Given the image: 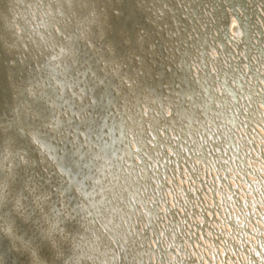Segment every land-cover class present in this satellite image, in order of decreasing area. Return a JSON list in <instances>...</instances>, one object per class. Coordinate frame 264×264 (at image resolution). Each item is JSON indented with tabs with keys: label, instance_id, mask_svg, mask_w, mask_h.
Listing matches in <instances>:
<instances>
[{
	"label": "bare ground",
	"instance_id": "6f19581e",
	"mask_svg": "<svg viewBox=\"0 0 264 264\" xmlns=\"http://www.w3.org/2000/svg\"><path fill=\"white\" fill-rule=\"evenodd\" d=\"M8 1L10 3L8 10L12 17L10 25L16 32L21 29V35L18 36L21 39H11L0 27V49H5L8 53L27 49V61H36L28 40L39 37L41 29L43 30L41 35L45 37L48 34L47 23L49 25L51 23V29L56 30V23L48 22L49 17L50 21L55 17L51 16L52 12L54 14L60 12L56 0H51V5L49 0ZM220 1L132 0L128 18L132 19L134 15L136 19H140L142 26L147 29V35L145 39L138 38L132 52L136 64L135 73L131 76L130 88L124 86L121 81L117 82V76H104L100 78L101 82L96 83L89 72L92 61L84 57L80 58L82 50L79 48L73 52L72 59L77 63V71L74 76L68 78L76 80L80 73H84V78L76 81V84L82 88L80 101L74 100L73 104L76 108L78 104L83 106L80 108L83 110L86 106L80 122H74V125L81 127L83 135L97 134L105 139L109 131L117 133L123 126L125 131L133 133L141 142H145L146 147L155 145L153 137L159 143H170L163 147L164 154L152 150L148 155L143 152L145 147L140 150L144 167L148 168L152 177L140 175L142 165L137 164L133 167L134 176L130 177V181L135 185L134 191L120 190L129 186V182L118 183V175L116 178L114 173V162L108 160V140L102 141L101 148L97 146L93 150L94 157L75 151L79 162L87 164L84 178L83 173L79 172V179H83L82 183L86 191L81 193L78 189L73 188V190L79 196V207L90 206L82 217L89 210L96 208V215L90 217L95 226L93 230L103 233L108 240L113 236L114 243L108 244L103 239L101 248L105 252L104 256L111 261L110 264H131V256L136 264L143 263L142 259H145L147 264H264V251H262L264 250V106L260 100L247 102L244 95L238 96L236 102L228 97L227 106L234 113L239 108L245 114L250 110V106L255 111L258 109L259 112L255 113L254 119L248 118V121H244L241 114V122L232 127L233 145L227 147L224 143L217 144L211 132L217 130L219 135L226 138L227 129L225 131L216 126L220 122L219 117L211 119L210 126L209 120L205 119L210 111L209 105L207 103L203 105L201 100L204 98H192L194 89L187 85L189 81L183 68L180 69L178 64L183 62L187 69L189 62L193 71H201L202 67L198 66L196 58L205 51L206 72L209 71L211 74L219 72L222 60L225 68H232V62L227 60V56L219 49V42L209 38V35L216 36L217 31H223V27L214 28L213 16L206 13L205 20L201 22L206 26V38L212 47L205 48L201 45L203 42L198 41L201 36L198 28L202 30L203 25L197 20L194 22L202 13V3L207 5L208 10L213 5L214 15H219ZM244 2L248 6V12L251 8L255 11L264 10V2L260 0ZM251 2L253 5H250ZM234 9L241 15L239 8L234 6ZM6 10L0 8V11L6 12ZM225 10L228 12L227 6ZM178 14H187L191 20L185 22L184 19H178ZM255 23L259 26V33L252 28L248 35V40L253 45L251 53L245 57L242 47H239L236 50L235 60L239 63L244 81L248 85L254 82H251L249 75H246L248 66L260 75L255 80L257 83L255 91L261 94L264 103V84L261 80L264 78V59L257 54L256 49L264 51V21L256 19ZM119 25L112 39L120 38L119 40L125 45L131 26L128 22ZM170 30L174 32L171 33ZM237 31L233 16L228 14V29L226 38L222 42L226 45L227 52L235 53V41L240 42ZM191 35L195 39H192ZM202 35L205 36V33ZM102 38L106 40L104 35ZM122 44L119 43L120 48ZM198 44L200 47L197 46ZM215 48L219 50L220 56L217 66L214 65L217 57ZM0 53V185L7 189L6 199L0 201V227L10 226L14 233L10 239L0 232V260L3 264H60L59 260L53 259L51 252H44L42 248L50 241L46 234L49 232V226L55 223L49 216L52 205L64 206L66 201L63 198L52 203L51 198L46 196L44 187L35 184L32 187L23 182V180L35 179L40 165L36 163L31 170L21 166L24 161L30 164L28 159H34L36 155L32 149L26 146L20 147L23 139L19 137L21 123L18 122L19 115L16 111L13 113L17 116L15 120H18L14 122L16 124L14 137L8 134L11 123L5 121L2 111L4 106L9 108V102L13 95L18 94V88L11 86L15 82V77L13 71L4 65L1 50ZM53 57L57 62L61 59L55 53ZM46 59L45 57L44 60ZM55 60L49 59L51 65H55ZM114 64L113 62L111 65ZM102 65L107 69L106 63L102 62ZM172 65L174 69H170ZM141 68L151 74L143 82L139 81L137 75V70ZM67 73L70 74L71 69H68ZM213 76L216 77V74ZM229 82L233 84L230 79ZM150 88L159 93L158 97L163 95L164 103L160 104L151 99L148 94ZM219 88L220 85L214 83V90L218 91ZM186 93L188 100L180 101V96ZM137 98H139L137 101L142 103V108L144 102L155 107L154 113L157 109H162L165 115L159 117V124L153 126V121L139 122L134 113V103ZM192 103H197L199 108ZM170 105L179 111L178 115L182 118L181 122H176L174 125L169 123ZM109 106L113 108L112 114L107 113ZM39 110L44 111L43 106ZM148 115V111L145 115L141 113L143 118ZM199 119L204 120L200 123H192L198 122ZM72 125L71 117L65 116L63 129ZM245 125L247 128L244 127ZM24 126L28 124L24 123ZM202 126L206 130H203ZM156 127V133H152L151 129L154 130ZM163 127L168 139H161L164 136L161 133ZM63 137L68 142H76ZM128 141L130 146L135 143L132 135H129ZM232 153H236L238 158H234ZM133 160L136 162V157ZM63 163L69 165L65 160ZM163 163L164 167H162ZM157 167H160L159 178L153 172ZM74 168L76 169L75 165ZM124 170L120 172L123 179L124 174L128 173ZM240 170L243 172L241 173ZM139 178L142 184L135 183ZM38 180L49 181V177ZM159 181H162V184L157 187ZM139 193L143 194V198L138 197ZM114 202L121 205V210L115 213ZM133 202L138 207L143 203L148 209L156 202L158 213L150 214L152 212L147 209L150 212L147 215L149 221L141 212L136 211L131 218ZM100 211H105L109 216L114 214L122 222L119 224L120 227L103 219L98 215ZM77 212L69 210L66 214V219H71L77 224L69 226L73 234L80 232L78 226L82 223L76 217ZM125 229L135 232H128ZM82 234L89 239L83 230ZM142 234L147 237L144 243L149 244L152 249L140 246L137 238ZM138 245L144 249L137 247ZM129 247L134 248L133 252ZM84 249L81 245L78 250L71 252V255H74L73 261L82 259ZM138 249L147 251L149 258L146 259L143 253L137 255ZM59 253L68 257L67 252ZM188 257L191 261L186 260Z\"/></svg>",
	"mask_w": 264,
	"mask_h": 264
},
{
	"label": "water",
	"instance_id": "95a60500",
	"mask_svg": "<svg viewBox=\"0 0 264 264\" xmlns=\"http://www.w3.org/2000/svg\"><path fill=\"white\" fill-rule=\"evenodd\" d=\"M24 1V0H23ZM132 0H68V5H63L60 2V9L61 12L65 15H68L70 18L69 22H64L62 24V27L66 30H68L71 35L72 38L69 42V44H72L73 42L77 41V33L78 32H83V39H91V38H95L97 36L100 35V33L102 34H107L109 31H104L102 30V23H101V19H110L112 20V24H115V20H113V17H116L117 19H121L123 18L129 11H131L130 8V3ZM219 0H217L218 2ZM245 0H221L219 5H218V9H219V15L218 17L215 19V24L212 26L214 28H216V25H219L221 27H223V31L218 32L216 36H212V39H216L219 42V49H221V52L223 54H225V56H227V60L232 62V68L231 69H227L224 66H221V68H219V72L215 73L216 77L213 76V74H211L209 71H205V60L206 55L204 54V58L202 60H198L197 64L199 67H202L201 71L196 70V78L198 79V75L200 73H202V77H206V79L211 83L210 87L208 89L205 90V92H201V89L196 88L195 84V79H193L191 70L189 68V65L187 66V69L184 71L187 79H188V84L189 86H191L194 91L192 93V98L193 99H198V98H204V100L202 99V103L203 105L205 103H207L210 107V111L207 114V117L205 119L209 120L210 126H211V119L217 118L219 117L220 122H218L217 125H220L221 128L227 129V133H226V138H221V135H219V133H217L216 131V135L219 136V141H217V143L223 142L224 144L227 145V147H229L230 145H233V142L231 140V134H232V127L236 126L237 124H239L240 121V116L242 113V111L239 110V108L236 109V112H232L228 106H227V102H228V97H231L233 102L237 101V97L241 96V95H245L246 96V100L248 102H252L255 100H260V103L262 105H264L263 101L261 100V96L259 94H255L253 95L251 92H255V86L257 85V83H255V80L257 78L260 77V75H258L256 70H252L251 66H248L247 71H246V75H249L251 82H253V84L248 85L245 81H244V77L243 74L240 70V66L239 63L236 62L235 59V55L233 53H231L230 51L227 52V48L226 45L223 44V40L224 38H226V32H227V23H228V14L232 15L235 21V24L237 26V33L239 32V40L240 42H236L235 41V45L236 48L235 49H239V47H242V50L244 52V56L247 57L250 53H251V47H253V45L251 44V42H249L248 40V35L249 32H251L252 28L255 29L258 33H259V26L255 23L256 19H259L261 21H264V10H262L261 13L255 11L254 8H251V10L248 12V6L246 5V3L244 2ZM253 1H257V0H253ZM261 2H264V0H260ZM125 4H127V6H125ZM250 5H253V2L250 3ZM9 6L10 3L8 0H0V8H4L7 9L6 12L5 11H0V27H2V29H4L7 33L8 36L11 37V39H15L16 36H20L21 34V30L19 34H15L13 28L10 25V14H9ZM227 6L228 12L225 10V7ZM234 6H236L237 8H239L241 10V15L237 14ZM211 7L213 8V5H211ZM90 11V19L92 22H90L89 24H87V27L85 30H83L82 26L85 24L84 23V15L86 12ZM201 11L204 14H199L197 16V19L194 20V22L197 20L199 22H201L202 20H205V15L206 13H210L212 14V10H208L207 5H201ZM93 14H95V16H93ZM204 18V19H203ZM191 20V18H190ZM135 20V22H133L132 24L134 25V29L137 30L142 26V22ZM201 24L203 25V31L206 34V26L201 22ZM116 25V24H115ZM135 25H139V28H135ZM51 27V25H50ZM106 28V26H105ZM13 31V32H12ZM111 31V30H110ZM43 32V30H39V37H33L32 40H34L35 42H41L42 45L48 49H54L58 46H60L63 43V40L56 36L53 32L49 31V37L52 39V46L45 45V43H48L47 40H45L43 38V36L41 35V33ZM135 33V38H138L136 35V31H133ZM229 32V31H228ZM207 35V34H206ZM259 35V34H258ZM233 36H235L233 34ZM210 38V35H209ZM21 39V38H20ZM132 39H134L132 37ZM257 40V39H256ZM203 42L206 44V46L208 47H212L211 43H209L207 41V39H203ZM205 46V45H204ZM206 48V47H205ZM259 56H261L264 59V51L263 49H258L256 48ZM3 52L2 55V61L4 62V65L6 66V68L11 69L13 71L14 77H15V82H13L11 84V86H16L18 88V94L17 95H13L11 100H10V106L5 107L4 106V110L2 111L4 113V118L5 121L10 122L11 123V127L8 130V134L10 136L14 135L15 130H16V124L14 122L18 121L21 123V133L24 136H34V137H42L45 136V134L43 133V131L41 130V127H44L48 130L47 128V122L50 121L51 124V131L53 133V138L55 140V143L52 147L51 150V158L53 160V162L57 163L61 170L63 171V176L59 177L56 175V179L58 180V182L61 184V186H65L68 187L69 185L73 184L75 182V172L72 170H69L65 167H63L62 165H60L59 161L62 158V154L60 152V143H59V137L57 136V132L59 130V118L56 117L54 114L51 115V117L45 121V122H40L39 121V114H41V112H39V108L43 106V108L45 109L46 107L51 108L54 112L55 109L57 107L58 104V99L59 96L57 95V91L55 88H52V90L50 92L47 91V89L45 87L46 84L44 83V81L41 79V77L45 78L47 76V74L45 73L44 69H38V65L40 64V62H36L35 67L36 70L35 71H31V72H25V61L22 62L21 64V68L20 71H16L14 69V66H9L7 64V56L6 54H8V52L5 49H0ZM35 53H37V57H41L43 55H45V57H47V55L49 54L50 51L48 50H43L41 46H38L34 49ZM69 51V47L67 46H62L60 49V55L62 56L63 54H61V52H67ZM217 57L215 58V62L214 65L217 66V62L219 61V50L215 48ZM10 53V52H9ZM68 53V52H67ZM25 54V52H23V55ZM52 54V53H51ZM51 54L49 55V57H51ZM1 56V53H0ZM235 62V63H233ZM43 64V62L41 63ZM133 67V66H132ZM132 67H130V71L132 70ZM39 74V76H38ZM26 76L27 77H21L19 79L16 80L17 76ZM31 75L32 77L28 76ZM138 75V74H137ZM151 74L147 73L146 71H139V75H138V79L140 80H144L145 76L149 77ZM229 79L232 80L233 84H229ZM261 80L264 83V78H261ZM214 83H218L220 84V93H216L213 91V86ZM50 93V94H49ZM187 97L188 94L186 93ZM159 95H155L156 98L159 99L160 102H162V100L160 99V97H158ZM7 102V101H6ZM27 104H29V106H27ZM192 105H196V107H198L199 105H197V103ZM80 106V105H79ZM78 106V108H79ZM135 111L137 113V115L139 114V101H135ZM83 107V106H80ZM199 108V107H198ZM18 112L19 115V119H17V116L14 115L13 113ZM251 111L253 113H251ZM169 123H172L173 125L176 122H181L182 118L179 117V111L178 110H174L173 107H171L170 105V110H169ZM161 115V111H158L157 113H154L153 111L149 113V115L147 117H144V120L146 122L148 121H153V123L155 124V122H158L159 117ZM245 115V116H244ZM139 117V115H138ZM255 117V112L253 111V109L250 108V110L247 112H245V114H243V120L244 121H248V118H252L254 119ZM140 122H143V118L139 117ZM204 119H199L198 122L195 121L193 123H200L201 121H203ZM25 124H28V126H24ZM203 127V126H202ZM216 127V126H214ZM203 130L206 129L205 127L202 128ZM31 130H33V132H31ZM155 130H152V133ZM117 140L120 146V148L124 151H127L128 153V159L129 162L131 163L132 166H134V164L132 163V161L130 160V156H131V151L128 150V147L126 145V137L125 134L120 131H118L117 133ZM154 141H155V137H153ZM144 153L146 154H150L152 150H157L159 151V153L162 152V154L164 153L163 150L161 149V147L154 145V147L150 149V147L144 146ZM141 147H136V151L133 152L137 158L139 159V164L143 165V161L144 159L141 157V154L139 153L141 149H139ZM139 149V150H138ZM161 151V152H160ZM118 152V151H117ZM117 154V153H116ZM202 156H204L203 154H201ZM234 158H237V154L233 153ZM221 165V164H220ZM142 167V172L141 175L143 176H150L149 175V170L146 167ZM160 168L157 167V169H154V174L157 178L158 177V173ZM240 172L242 173L243 170H240ZM134 176V175H133ZM155 176H153L155 178ZM152 177V175L150 176ZM135 183H141L142 184V180L139 178V180H136ZM162 183V181L158 182V186H160ZM157 186V187H158ZM134 189H135V185H134ZM77 208V205H75ZM165 206V205H164ZM94 209V208H93ZM146 208L147 211V215L148 213H150L148 210L150 209V211L153 215H156V213H158L156 211V206L152 205L149 207V209ZM71 210V207L68 208V211ZM87 214L91 215L93 214L92 211H88ZM52 218L55 222V230L54 233L56 234L57 238L59 239V242L62 244H71V246L69 247L70 250L73 249V247L76 245L75 250H78L80 248V246H84V254L86 252L87 246L84 245L85 243H82L81 241L78 240V238L75 235H70V237H68L67 235L64 234V229H61L58 227V225H56L57 222L67 220L65 218V213L61 212V211H54L52 213ZM146 219L149 221V219L146 217ZM88 220V217H87ZM70 223V222H69ZM89 241V240H88ZM87 241V242H88ZM49 245V244H48ZM155 246H157L156 243H154ZM91 246V245H90ZM89 254V253H87ZM86 254V256H87ZM84 256V255H83ZM83 258V257H82ZM70 260V259H69ZM86 260V257H85ZM94 260V262L92 264H100L98 261ZM82 259H77L72 261L70 260V264H81ZM87 262V261H86ZM88 263V262H87Z\"/></svg>",
	"mask_w": 264,
	"mask_h": 264
},
{
	"label": "snow or ice",
	"instance_id": "6c2138e0",
	"mask_svg": "<svg viewBox=\"0 0 264 264\" xmlns=\"http://www.w3.org/2000/svg\"><path fill=\"white\" fill-rule=\"evenodd\" d=\"M35 139L39 142V138L35 137ZM6 192L7 189L5 187H3L2 185H0V201H4L6 199ZM18 206H19V202H17ZM55 230V228H53V231ZM0 232H2L3 234H5L6 236H8L10 239L13 237L14 233H13V229L12 227H0ZM48 236L49 232L46 233ZM264 251V250H262ZM0 264H3L2 260H0Z\"/></svg>",
	"mask_w": 264,
	"mask_h": 264
},
{
	"label": "rangeland",
	"instance_id": "374dc122",
	"mask_svg": "<svg viewBox=\"0 0 264 264\" xmlns=\"http://www.w3.org/2000/svg\"><path fill=\"white\" fill-rule=\"evenodd\" d=\"M232 240V239H231Z\"/></svg>",
	"mask_w": 264,
	"mask_h": 264
}]
</instances>
